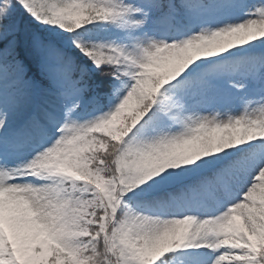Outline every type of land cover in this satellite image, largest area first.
Wrapping results in <instances>:
<instances>
[{
	"label": "snow or ice",
	"instance_id": "snow-or-ice-1",
	"mask_svg": "<svg viewBox=\"0 0 264 264\" xmlns=\"http://www.w3.org/2000/svg\"><path fill=\"white\" fill-rule=\"evenodd\" d=\"M0 264H264V0H0Z\"/></svg>",
	"mask_w": 264,
	"mask_h": 264
}]
</instances>
